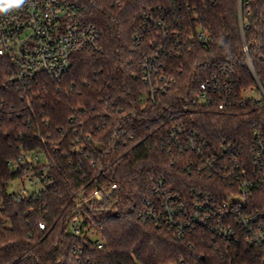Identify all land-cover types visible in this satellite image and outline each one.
Segmentation results:
<instances>
[{"label": "trees", "instance_id": "1", "mask_svg": "<svg viewBox=\"0 0 264 264\" xmlns=\"http://www.w3.org/2000/svg\"><path fill=\"white\" fill-rule=\"evenodd\" d=\"M66 1L100 31L97 50L74 54L59 81L40 74L22 87L10 83L13 66L0 56V264H261L260 251L227 245L199 227L177 238L139 214L157 181L182 197L232 193L195 155L174 148L168 134L181 128L215 143H244L264 131V108L187 109L214 74L228 75L237 94L255 86L248 60L264 84V0ZM153 20L162 22L165 39ZM149 56L164 77L153 96L141 79ZM20 150L40 157L31 172L49 185L37 195L8 191L27 171L9 164ZM113 184L110 198L90 197ZM253 199L263 206L260 192ZM74 222L101 227L103 247L75 236ZM74 246L81 252L72 253Z\"/></svg>", "mask_w": 264, "mask_h": 264}, {"label": "built area", "instance_id": "2", "mask_svg": "<svg viewBox=\"0 0 264 264\" xmlns=\"http://www.w3.org/2000/svg\"><path fill=\"white\" fill-rule=\"evenodd\" d=\"M4 6L6 11H0V56L11 62L14 74L9 81L16 87L32 84L40 74L59 81L70 69L74 54L98 49L100 31L88 25L81 18L80 9L66 0H23L18 6L7 4L4 0ZM153 24L162 28L157 36L165 39L167 34L162 22L153 20ZM197 37L204 42L208 40L203 31H199ZM244 51L247 53L246 47ZM153 60L152 56L146 59L141 76L144 84L151 87V96L157 92L154 84L164 79L163 74L153 68ZM247 64L255 86L237 94L228 75L214 74L201 84L199 93L187 103V109L192 110L190 106L193 105L198 111L212 110L225 114L235 113L247 105L264 108V84L258 80L249 60ZM154 78L157 80L153 83ZM242 141L244 143L225 138L215 143L198 132L173 129L168 134V142L181 153L195 155L201 168L225 181L232 193L226 199H215L201 192H191L188 197H182L165 188L162 181H157L153 198L146 200L145 208L139 214L141 221L167 227L177 238L182 237L185 231L199 227L227 245L242 244L264 254V201L261 207L253 206L255 191L264 196V131L254 130L250 137L244 136ZM40 161L39 155L20 150L17 159L9 164L18 172L25 167L27 171L23 181L27 180L30 185L40 183L41 191L49 185L48 180H42L31 172ZM115 188L116 185H109L104 195L105 189L99 186L90 197L97 201L104 196L110 198ZM14 193L26 197L38 194H29L24 190ZM82 224H72L74 235L95 242L97 248H102V228H89ZM39 227L44 228L41 224ZM79 252L81 248L74 246L72 253Z\"/></svg>", "mask_w": 264, "mask_h": 264}, {"label": "rangeland", "instance_id": "3", "mask_svg": "<svg viewBox=\"0 0 264 264\" xmlns=\"http://www.w3.org/2000/svg\"><path fill=\"white\" fill-rule=\"evenodd\" d=\"M41 189V184L36 182L34 185H30L27 180H15L11 183L8 188L9 193L19 192L20 190H24L26 193H38Z\"/></svg>", "mask_w": 264, "mask_h": 264}, {"label": "clouds", "instance_id": "4", "mask_svg": "<svg viewBox=\"0 0 264 264\" xmlns=\"http://www.w3.org/2000/svg\"><path fill=\"white\" fill-rule=\"evenodd\" d=\"M23 0H7V4L18 6L22 3ZM0 11H6V7L4 6V0H0Z\"/></svg>", "mask_w": 264, "mask_h": 264}]
</instances>
